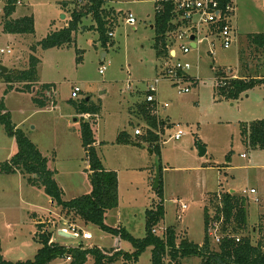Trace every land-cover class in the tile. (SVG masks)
Segmentation results:
<instances>
[{
  "label": "rangeland",
  "instance_id": "374dc122",
  "mask_svg": "<svg viewBox=\"0 0 264 264\" xmlns=\"http://www.w3.org/2000/svg\"><path fill=\"white\" fill-rule=\"evenodd\" d=\"M105 1L104 8L113 24L110 32L114 33L107 47L102 45L98 32L89 30L96 23L88 16L74 34L73 46L34 52V45L52 29L67 23L71 12L85 7L89 0H21L13 18L34 17L35 34H4L0 25V51H11L0 54V106L5 107L0 114L7 112L13 125L49 157L55 179L64 189V199L69 201L92 191L80 132L82 117L72 105L73 101L91 99L101 105L94 127L98 155L103 165L118 175V207L107 212L108 225L124 228L141 239L146 232V212L163 201L165 217L157 227L158 232L175 227L191 242L201 245L206 235L204 208L210 204L209 194L233 190L240 195L243 190L255 188L257 193L248 195L246 232L256 244L263 238L260 230L264 222V151L248 147L242 133L243 125L264 120V86L254 87L237 101L220 99L215 89L219 72L235 78H264V55L250 47L247 40L249 34L264 32V0H235L236 35L230 49L222 48L219 41L210 37L186 56L177 46L178 58L168 62L157 59L153 48L157 0ZM64 2L72 3L67 13L61 10ZM4 4L5 0H0L1 11ZM130 13L137 21L135 26L126 23ZM32 55L40 59L39 79L55 90L50 96L54 103L43 112H36V108H41L33 102L34 91H18L23 85L7 84L4 77L27 68ZM178 59L191 63L186 71L190 80L173 82L160 75ZM2 68L8 72L4 74ZM104 68V74H100ZM156 78L160 82L155 86ZM9 85L14 89L8 91ZM151 85L156 88V118L165 122L158 130L160 156L143 142L140 146L116 144L124 130L130 133L132 141H141L135 130L140 129L143 135L145 121L131 114V110H136L137 102L146 101ZM74 86L82 89L77 100L72 99ZM186 88L190 90L188 93L179 94V90ZM178 130L185 135L176 141L173 136ZM200 148L206 150L203 157ZM16 152L14 139L0 124V163ZM157 166L162 196L154 189ZM18 179L0 174V255L6 261L18 263L35 258L41 248L36 242L38 224H43L44 232L53 233L54 241L73 248L97 246L134 253L130 242L120 241L92 225L87 229L82 221L76 225L91 233L93 240L59 236L58 231L70 225L61 209L56 210L42 190ZM183 205L188 206L184 213ZM51 264H72V260L64 257ZM85 264H94V259L89 257ZM115 264H152V248L141 255L138 263L120 258ZM182 264H201V259H185Z\"/></svg>",
  "mask_w": 264,
  "mask_h": 264
},
{
  "label": "trees",
  "instance_id": "16d2710c",
  "mask_svg": "<svg viewBox=\"0 0 264 264\" xmlns=\"http://www.w3.org/2000/svg\"><path fill=\"white\" fill-rule=\"evenodd\" d=\"M21 0H5L3 15L0 17L2 32L9 35L31 36L35 34L34 17L26 16L14 19L17 3ZM72 3H62V8L67 13ZM79 6V4L76 2ZM104 0H89L85 7H79L71 12L70 21L66 28L59 31H50L48 36L34 45V52L38 49L48 50L53 48L71 47L76 42L74 34L78 32L82 21L92 16L96 26L89 30H95L104 47L110 44V30H113L108 18L110 13L104 9ZM160 6V10L157 9ZM174 0H164L155 4L154 14V50L157 59L168 62L172 59L171 50L175 47V32L178 28L173 23L175 18ZM107 18V19H106ZM248 44L264 55V32L260 34H249ZM241 55V54H240ZM242 62V57L240 58ZM40 59L34 55L30 57V64L21 71H13L4 75L7 84H22V92L33 93L34 104L44 109L53 100L47 93H51L52 85H39L38 66ZM183 80H190L188 75L180 73ZM224 81L223 86H217L215 91L220 99L237 101L244 94L256 86H264V78L229 77L225 72H219V81ZM9 85L8 91L13 90ZM39 85V89L37 87ZM35 89L38 91L35 92ZM149 92L146 93V97ZM77 114L81 116V138L88 163L87 173L92 187L90 194L80 196L72 200L64 199V191L55 179V172L49 168L48 159L43 156L39 148L29 139L27 134L13 125L7 112L0 114V124L4 125L7 134L12 137L17 145V152L6 162L0 163V174H21L27 179L30 186L42 190L46 196L61 209L68 224L76 225L82 221L84 225L98 227L103 232L110 234L120 241L130 242L134 253H125L120 249H102L97 246L90 248L66 247L53 240V233L44 232L43 224L37 225L36 242L41 246L33 260L12 263L6 261L0 255V264H51L59 258H68L72 264H85L89 257L94 259V264H115L120 258L125 262H139V258L149 248H152V264H182L185 259L197 257L201 264H264V222H262L261 233L263 238L256 244L252 242L247 234L249 200L241 193L237 195L220 191L209 194V206L204 208L205 239L203 244L191 242L183 232L175 227H168L166 238H160L153 233L165 217L164 202L161 201L152 210L146 212V232L141 239L133 237L124 228H113L106 224L107 212L118 207V175L115 171L107 170L98 155V142L95 139L94 127L101 112V105L95 104L91 99L72 103ZM156 103L147 101L138 103L133 113L145 121L144 134L140 142L132 141L130 134L123 131L116 140L118 145H135L141 143L149 145L153 152L161 155L159 126L165 125L164 121L156 118ZM5 111L4 104L0 106V112ZM88 117L89 121L85 119ZM133 126V124H131ZM171 126V125H169ZM244 143L253 150L264 151V120L254 121L243 125ZM157 192L163 195V187L159 186ZM214 222H220L221 228L219 243L210 236L209 232ZM82 238L83 230L79 229ZM247 234V235H245ZM36 237V238H37ZM239 239V241H237ZM83 240V239H82Z\"/></svg>",
  "mask_w": 264,
  "mask_h": 264
},
{
  "label": "built area",
  "instance_id": "2783aa9c",
  "mask_svg": "<svg viewBox=\"0 0 264 264\" xmlns=\"http://www.w3.org/2000/svg\"><path fill=\"white\" fill-rule=\"evenodd\" d=\"M164 0H157L156 3L159 5L160 2ZM21 1L17 5H21ZM175 5V18L173 23L178 26L175 32V41L177 42L180 51L184 56L188 55L193 49L192 44L196 45V48L199 47L204 41L208 40L210 37H214V40L220 42L222 48L228 50L232 47L235 42L236 29L234 27V19L236 13V4L235 0H174ZM5 7V4H4ZM3 7V10H4ZM157 9L160 10V6H157ZM0 12H3L0 10ZM126 23L135 26L137 21L133 14H129L127 17ZM195 37V40L192 41L191 38ZM109 37H113V33H109ZM176 46V45H175ZM213 47V44L211 45ZM173 49V48H172ZM10 54L11 51H0V54ZM191 68V63L186 61L177 60L172 66L166 67L161 73V76L164 78H169L173 82L184 81L180 73H185ZM104 69L100 70V74H104ZM159 75V76H160ZM235 78V77H234ZM219 81L217 86H223L224 81ZM160 79L157 78L154 80V85H158ZM177 84V83H176ZM154 85H151L149 88V95L146 97L148 103H156L155 93L156 88ZM190 90L188 88L179 90V94L188 93ZM82 93V89L78 86H74L72 90V99L77 100ZM48 96H53V92L47 93ZM136 136H141L142 132L140 129L135 130ZM185 135V132L178 130L173 139L179 141ZM243 157H246L243 155ZM234 193V192H231ZM256 189L252 188L250 190H243V196L249 194H256ZM188 210V206L183 205L182 211L185 212ZM179 220H182L181 216H178ZM221 228L220 222H214L211 226L209 232L210 236L213 237L217 243L220 242L221 236L219 231ZM64 231L76 235L77 238H81L79 233V228L74 225H67L63 228ZM153 233L160 238L165 239L167 234V229H164L162 233L158 232V229H153ZM82 239L85 241L93 240V235L83 231ZM239 241V239H237ZM68 261H71V258H67ZM166 264H169L166 260Z\"/></svg>",
  "mask_w": 264,
  "mask_h": 264
},
{
  "label": "crops",
  "instance_id": "0c3cea01",
  "mask_svg": "<svg viewBox=\"0 0 264 264\" xmlns=\"http://www.w3.org/2000/svg\"><path fill=\"white\" fill-rule=\"evenodd\" d=\"M104 2H105V5H106V7H107V4H106V1L104 0ZM22 3V2H21ZM105 10L107 9V8H104ZM114 9V8H113ZM61 10L63 11V13H65V11L63 10V8H62V6H61ZM116 12H118V11H116ZM22 18V17H21ZM15 19H17V18H15ZM19 19V18H18ZM107 20H110V19H107ZM127 20V19H126ZM69 21H70V19H69ZM69 21L67 22V23H65L62 27H60V28H56V29H52V31H59V30H61V29H63V28H66L67 26H68V23H69ZM54 25V24H53ZM52 25V26H53ZM84 31V30H83ZM112 32V31H111ZM113 33V32H112ZM236 33V32H235ZM113 37H114V33H113ZM112 37V38H113ZM111 41V40H110ZM203 44V43H202ZM201 44V45H202ZM178 45H176L172 50H171V56H172V58H178V55H177V52H176V47H177ZM240 54H241V51H240ZM183 55V54H182ZM184 56V55H183ZM178 60H181V59H178ZM182 61V60H181ZM239 61H240V58H239ZM241 62V61H240ZM26 69V68H25ZM185 74V73H184ZM185 75H187V74H185ZM157 79V78H156ZM42 84H46V83H44V82H42L40 79H39V85H42ZM50 85V84H49ZM51 91L53 92V94H54V92H55V90H53V87H52V89H51ZM140 103H141V101H139ZM139 102H137L136 104H134L135 106L139 103ZM133 105V106H134ZM132 106V107H133ZM44 109H46V108H44ZM44 109H37L36 108V112H43L44 111ZM49 110H50V108H49ZM132 110H131V114H132ZM169 122V121H168ZM130 124H133L134 122L133 121H130L129 122ZM167 124H169V125H171L170 124V122L169 123H167ZM124 131H126V130H124ZM127 132V131H126ZM130 134V133H129ZM131 136V135H130ZM95 138H96V136H95ZM15 141V140H14ZM98 142V141H97ZM15 144H16V142H15ZM16 147H17V145H16ZM151 152H153V151H151ZM42 153V152H41ZM43 154V153H42ZM14 155V154H13ZM12 155V156H13ZM11 156V157H12ZM43 156H44V154H43ZM10 157V158H11ZM46 157V156H45ZM9 158V159H10ZM47 158V157H46ZM8 159V160H9ZM48 159V161H49V168L53 171V169L51 168V160H49V157L47 158ZM104 166V165H103ZM105 167V166H104ZM106 168V167H105ZM107 169V168H106ZM107 170H109V169H107ZM112 171V170H111ZM89 175V174H88ZM5 176H7V175H5ZM9 176H17L19 179V181L23 184L24 183V181H26V184L28 185V186H30L28 183H27V180L25 179V177H23L21 174H15V175H9ZM88 180H89V177H88ZM58 183V182H57ZM59 184V183H58ZM59 186H60V184H59ZM32 187V186H31ZM61 187V186H60ZM62 189H63V187H61ZM255 189V188H254ZM63 191H64V189H63ZM230 192H234L233 190H230ZM219 193V192H218ZM64 194H65V192H64ZM76 198H78V197H76ZM73 199H75V198H73ZM72 200V199H71ZM53 204V203H52ZM56 210H59V208H57L56 207ZM106 220H107V216H106ZM106 224H107V222H106ZM108 225V224H107ZM74 226H76V227H78L79 229H82L81 227H79V226H77V225H74ZM108 226H110V225H108ZM110 227H112V226H110ZM89 228V226H87V229ZM114 228V227H113ZM61 244V243H60ZM61 245H64V246H66V247H70L69 245H67V244H61ZM104 249V248H103ZM111 249H119V248H111Z\"/></svg>",
  "mask_w": 264,
  "mask_h": 264
},
{
  "label": "water",
  "instance_id": "95a60500",
  "mask_svg": "<svg viewBox=\"0 0 264 264\" xmlns=\"http://www.w3.org/2000/svg\"><path fill=\"white\" fill-rule=\"evenodd\" d=\"M61 16H62V19H65L66 18V16L64 14H62ZM153 28L154 27L152 26V29ZM191 40L194 41L195 40V37L193 36L191 38ZM192 47L193 48H196V45L195 44H192ZM2 70H3V73L4 74H6L8 72V69L2 68ZM205 154H206V150L203 149V148H200V156L203 157ZM154 182H155L154 183V189L155 190H158V188L160 186V183H161V173H160V170H159V167L158 166H157V172H156V177H155V181ZM58 234H59V236H62L64 238H68V239H70V238H72V239L74 238L75 239L76 238L77 239V236L76 235H73L71 233H68V232L64 231L63 229L59 230L58 231Z\"/></svg>",
  "mask_w": 264,
  "mask_h": 264
}]
</instances>
